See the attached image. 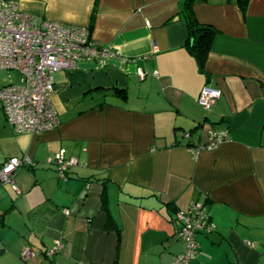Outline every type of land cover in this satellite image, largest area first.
<instances>
[{
	"label": "crops",
	"instance_id": "crops-1",
	"mask_svg": "<svg viewBox=\"0 0 264 264\" xmlns=\"http://www.w3.org/2000/svg\"><path fill=\"white\" fill-rule=\"evenodd\" d=\"M18 1L89 26L112 54L53 74L61 122L40 135L16 132L0 97V168L33 161L0 177V264H176L177 214L196 202L216 228L187 264H264V0ZM201 27L214 31L203 68ZM205 86L222 91L209 108ZM59 155L77 160L66 176Z\"/></svg>",
	"mask_w": 264,
	"mask_h": 264
},
{
	"label": "built area",
	"instance_id": "built-area-1",
	"mask_svg": "<svg viewBox=\"0 0 264 264\" xmlns=\"http://www.w3.org/2000/svg\"><path fill=\"white\" fill-rule=\"evenodd\" d=\"M111 54L108 46L93 39L87 25L45 20L23 12L18 0H0V69H12L20 73L19 83L1 86L0 97L7 120L16 132L40 135L56 128L61 121L52 100L55 88L53 74L62 69L74 68L79 62L102 59ZM139 74L144 76L145 71L140 68ZM221 95L219 88L205 86L198 101L209 108ZM212 134L218 142L229 138L227 130L214 131ZM215 145V142L200 145L193 151L197 153L201 148H213ZM50 161L58 165L62 176H66L69 167L77 163L74 158L61 155ZM25 163L33 164V161L28 156L10 157L0 168L1 179L4 182L11 181ZM177 220L180 223L178 234L186 240L187 247L178 256L176 264H187L198 249L197 235L202 231L212 232L216 226L209 221L208 209L198 202L179 211ZM63 248L64 242L57 240L44 253L53 257ZM24 255L35 257L37 250L28 248Z\"/></svg>",
	"mask_w": 264,
	"mask_h": 264
},
{
	"label": "trees",
	"instance_id": "trees-1",
	"mask_svg": "<svg viewBox=\"0 0 264 264\" xmlns=\"http://www.w3.org/2000/svg\"><path fill=\"white\" fill-rule=\"evenodd\" d=\"M239 1L244 6H246L248 3V0H239ZM198 31H200V35L194 45V55L200 67L203 68L205 65V60L210 48V43L214 31L209 27H201L198 29Z\"/></svg>",
	"mask_w": 264,
	"mask_h": 264
},
{
	"label": "rangeland",
	"instance_id": "rangeland-1",
	"mask_svg": "<svg viewBox=\"0 0 264 264\" xmlns=\"http://www.w3.org/2000/svg\"><path fill=\"white\" fill-rule=\"evenodd\" d=\"M20 79V73L17 70L12 69H0V84H8L11 80L18 81Z\"/></svg>",
	"mask_w": 264,
	"mask_h": 264
}]
</instances>
